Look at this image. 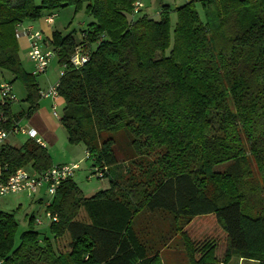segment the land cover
Here are the masks:
<instances>
[{
	"label": "trees",
	"instance_id": "1",
	"mask_svg": "<svg viewBox=\"0 0 264 264\" xmlns=\"http://www.w3.org/2000/svg\"><path fill=\"white\" fill-rule=\"evenodd\" d=\"M39 1L0 0V71L24 85L29 104L18 115L13 102L0 105L5 128L39 107L36 77L20 60L17 26L84 8L93 18L81 31L93 47L90 60L80 69L71 65L82 43L74 33L54 32L49 48L64 68L58 92L68 142L85 147L93 174L104 173L109 188L85 197L73 178L63 182L47 208L58 218L49 225L53 241L41 240L32 216L16 246L18 223L0 211V260L162 264L161 249L180 235L187 264L233 258L264 264V0H188L173 10L162 6L158 20L143 10L134 14L137 0ZM119 135L126 140L123 163ZM0 167L3 184L19 169L40 175L53 163L46 148L29 140L19 148L0 145ZM207 216L225 237L222 257L214 240L186 232Z\"/></svg>",
	"mask_w": 264,
	"mask_h": 264
},
{
	"label": "rangeland",
	"instance_id": "2",
	"mask_svg": "<svg viewBox=\"0 0 264 264\" xmlns=\"http://www.w3.org/2000/svg\"><path fill=\"white\" fill-rule=\"evenodd\" d=\"M143 5V12L141 14H146L151 18H155L156 20L159 19V13L162 6H169L172 10L175 8H180L188 3V0H140ZM36 4L39 5L40 1L36 0ZM197 10L199 11L201 17H204V14L202 12V8L200 4L196 5ZM45 14V13H44ZM176 14H171V23L174 26L176 23ZM39 21V20H38ZM37 22V21H36ZM54 24H52L50 27L52 30H58L63 35L74 33L75 38H80V33L83 30H86L88 28V25L93 22V18L88 16L85 12V9L78 11L75 13L73 8H65L61 9L57 16L54 19ZM25 42H21L22 45V53H20V57L22 59V62L24 63V66L27 70H34L33 68V62L30 59L29 52H30V43L28 42V39L25 40ZM58 59H54L51 71L55 67L58 66ZM49 71V77L52 79H57L55 83L52 84L55 85L58 80L61 77L62 69L59 67L58 71ZM2 77L0 72V78ZM7 77V76H5ZM42 76L38 77L37 79L41 78ZM9 78V77H8ZM15 83V91L16 93H19V89L24 86L21 82H14ZM51 87V86H50ZM48 87V88H50ZM48 88L43 90H48ZM19 99H21L19 97ZM58 108V115L62 117L63 115V109L65 107V104L61 102ZM12 138L9 140L10 143L15 144L17 146H23L29 141V138L27 136H11ZM118 141V147L116 149L118 159L121 163L125 161L127 158V154H125L126 148H125V138L123 135L117 136ZM67 147H70V144L67 142ZM80 158L76 161L75 164L79 165V170L76 171L75 176L73 178L74 182L77 184L79 189L82 191L83 195L85 197H91L97 192H100L103 188L108 187L109 179L104 178L100 179L97 174H93V169L91 167L90 162L87 161V155L85 153L84 147L79 146L78 148ZM127 165V164H126ZM228 166V164L219 165L215 168L216 172H222L225 170V168ZM125 167L124 164L121 165V168ZM120 171V170H119ZM124 173V172H123ZM41 190V189H40ZM39 192V191H38ZM41 192L42 199H45L44 203L39 202L36 195L30 196L27 193H20V194H12L8 195L1 199L0 206L1 211L8 214H13L15 220L18 223V226L15 231V245H20L21 236L24 232L29 230L30 224L29 220L30 217L34 216V221L40 220L42 222V225H36L34 222V228L39 232L41 240H44L45 238L50 239L53 241V236L49 232V225L50 220L47 218V208L46 203L50 200H52V196L49 194L47 187H43ZM40 194V193H39ZM85 214L83 211H81L79 215V219L85 220ZM151 224L156 223V219H151ZM168 224L162 223L160 224V227L167 229ZM186 232L191 238H194L195 240L199 241H208V240H214L217 243V255L219 257H222L226 251V244L224 242V235L222 234L220 226L216 223L213 216H207L202 218L194 219L191 224L186 228ZM68 243L67 236L64 237L59 241V248L60 251H65ZM180 244V245H179ZM183 245V241L181 239L175 241L173 244L168 246L166 248L165 252L163 253L164 262L161 259L162 264H187L186 256L183 254V250H181ZM164 248V247H163ZM180 249L181 252L173 254L170 252L171 250H178ZM162 250V249H161ZM256 263V262H255Z\"/></svg>",
	"mask_w": 264,
	"mask_h": 264
},
{
	"label": "built area",
	"instance_id": "3",
	"mask_svg": "<svg viewBox=\"0 0 264 264\" xmlns=\"http://www.w3.org/2000/svg\"><path fill=\"white\" fill-rule=\"evenodd\" d=\"M143 8V3L140 0H137L133 5L134 14H139ZM55 17L56 15H50L46 17V24L51 25ZM16 37L28 39L30 43L29 56L35 67L34 75H44L47 72L52 60L56 57L55 52L51 48L44 47V34L41 31L34 29L32 26L21 23L17 26ZM80 38L82 39V43H80L75 48L70 61L71 65L75 69H80L90 60V55L93 50L91 44L86 41L85 34L81 33ZM101 40L102 38L100 41ZM62 69L64 68L62 67ZM62 75L63 71L61 72V76ZM58 88L59 82L51 86L46 91H39V96L41 98H51L56 101L60 97ZM0 92L2 96L0 105L5 106L8 102L16 101L12 94V88L9 83H2L0 85ZM53 110L54 114L56 115V107H54ZM7 123L8 118L3 112H0V145L4 144L10 135L22 134L28 135L30 139L34 140L38 145L45 148L44 143H42V141L38 138L37 132L35 130L22 127L18 123L7 130L5 128ZM77 170H79V165L77 164L54 166L40 175H32L25 169H19L5 183L0 184V201L2 198L12 194L27 193L30 196H34L44 186L47 187L48 192L52 196L53 200L57 189L62 185L63 182L74 178ZM96 174L100 179L104 178V173L97 172ZM52 200L46 203V208H48ZM47 218L50 220V223L58 222L57 216L51 215L48 210ZM35 223L36 225H42L40 220H36ZM0 264H4V261L0 260Z\"/></svg>",
	"mask_w": 264,
	"mask_h": 264
},
{
	"label": "crops",
	"instance_id": "4",
	"mask_svg": "<svg viewBox=\"0 0 264 264\" xmlns=\"http://www.w3.org/2000/svg\"><path fill=\"white\" fill-rule=\"evenodd\" d=\"M24 24L32 26L34 29L41 31L44 34V36H45L44 47L45 48H49L53 33L59 32L58 30H52V28L50 26L52 24H54V22L51 25H48L45 22V18H41L37 22L36 21L25 22ZM26 39L27 38H17L18 45H19V52H21V53H22L21 42L24 41L25 44H27L25 41ZM19 56H21L20 53H19ZM54 59H57V58L55 57ZM54 59L52 60L47 72L44 75H40L42 77L37 79L40 76L34 75V71H35L34 64L32 63L34 70H31V72H30V70H27L25 68L24 63L22 62V59L20 57V60H21V63H22L24 70L28 74L36 77V84H37L39 91H46L43 89H46V88L52 86V84L55 83V81L57 80V79L55 80V79H52L49 77V71H51ZM57 64L59 67H61L59 62ZM59 67L53 68V70L51 72H53V71L59 72ZM61 69H62V67H61ZM62 71H63V69H62ZM0 72L2 75V77L0 78V85L2 83H9V84L11 83L10 85L12 88V94L16 99V101H14L11 105V108H10L11 113L13 115H18L21 112H27L29 109V104L25 101L26 97H27L26 88L24 86H22V88L19 89L20 94H18V92L16 93L15 88H14L15 83L14 82L12 83L13 77L9 73L2 72V71H0ZM5 76H7V77H5ZM59 80H58V82H59ZM15 82H18V81H15ZM19 97L21 99H19ZM1 100H2V96H1V92H0V102H1ZM61 102H63L65 104L64 100L61 97H59L56 101H54L51 98H41L39 96V107H38L37 111L29 119L22 118L18 122V124L20 126L26 127L29 129H33L37 132L38 138L42 141V143H44L45 148L47 149V151L51 157L53 167L54 166H63V165L75 164L76 161L80 158V154H79V151L77 148L79 146H82V145H79V146L70 145V147H67V145H66L68 142L67 133H66V130L62 126V123H61L62 117L58 115V108H59L58 104H60ZM54 107H56V115L54 114V110H53ZM63 111H64V109H63ZM20 135H22V134L13 135V136H20ZM11 136L12 135H10L8 137V139L6 140L5 143L10 145V146L19 148L20 146H17L15 144H12L9 142V140L12 138ZM23 136H27L29 138L28 135H23ZM29 140H32V139L29 138ZM84 150L86 153L85 147H84ZM86 155H87V153H86ZM0 176H1V167H0ZM0 184H1V179H0ZM108 188H109V184H108V187L103 188L101 191L107 190ZM41 190H39V192L36 194L35 198L37 197L39 202L44 203L45 199H42L41 192H40ZM0 211H1V206H0ZM82 221H87V217H85V220L83 219ZM159 225L160 224H158V226ZM163 235H165L166 239L169 238V235H167V234H163ZM170 237L171 238H169L170 240L167 241L166 246L164 248H162V250L159 253V257L162 259L163 262H164L163 253L165 252L166 248H168V246H170L175 241L180 239V235H177V236L172 235ZM181 250H183V254L185 256L184 245H182ZM181 250L180 249L171 250L170 252L175 254V253L181 252ZM229 264H256V263L254 261L245 260L243 258H233Z\"/></svg>",
	"mask_w": 264,
	"mask_h": 264
}]
</instances>
